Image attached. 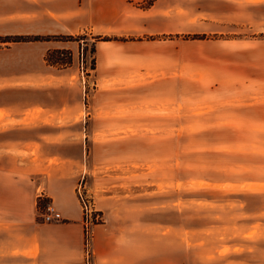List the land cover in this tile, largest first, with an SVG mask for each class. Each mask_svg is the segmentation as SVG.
I'll return each mask as SVG.
<instances>
[{"label":"crops","instance_id":"1","mask_svg":"<svg viewBox=\"0 0 264 264\" xmlns=\"http://www.w3.org/2000/svg\"><path fill=\"white\" fill-rule=\"evenodd\" d=\"M196 1L203 17L205 10ZM210 1L207 17L238 24L245 23L249 5L264 3ZM188 3L155 0L141 9L128 0H27L18 10L0 6V36L188 33ZM192 42L98 41L88 85L77 41L0 43V264L85 263L78 179L104 163L87 164L86 141L89 154L92 148L96 153L102 140L124 136L125 123L141 121L138 101L165 98L172 94L171 86H188ZM52 49H69L72 64L58 68L47 63L45 54ZM86 85L94 87L86 93ZM38 197L48 200L58 219H42ZM93 199L94 210L103 216L92 228L93 264H187L182 248L178 252L157 243L153 213L146 222L108 198L100 200V208Z\"/></svg>","mask_w":264,"mask_h":264},{"label":"rangeland","instance_id":"2","mask_svg":"<svg viewBox=\"0 0 264 264\" xmlns=\"http://www.w3.org/2000/svg\"><path fill=\"white\" fill-rule=\"evenodd\" d=\"M26 2L0 0V6L18 10ZM196 2L203 17L189 0V32L180 37L116 36L193 41L188 86L138 101L141 121L125 123L124 136L102 140L96 153L89 154L86 141L87 164L104 163L78 183L86 184L98 208L108 198L146 222L153 213L157 243L182 248L187 264H264V3L249 5L238 24L207 17L210 0ZM224 8L221 3L220 15ZM194 34L204 38L181 37ZM95 36L109 35L86 34L80 49L85 83L95 68ZM87 85L86 93L94 87Z\"/></svg>","mask_w":264,"mask_h":264},{"label":"trees","instance_id":"3","mask_svg":"<svg viewBox=\"0 0 264 264\" xmlns=\"http://www.w3.org/2000/svg\"><path fill=\"white\" fill-rule=\"evenodd\" d=\"M133 1V0H129ZM143 2V4H138L142 9H147L151 7L155 0H137ZM163 37L166 38H175L180 37L178 34H168L163 35ZM185 39L191 38V39H203V35H185L181 36ZM155 39V38H151ZM48 40H61V41H77L80 44V49H84V47L87 45L85 40H87L85 33H80L76 35H52V36H42V35H14V36H5L0 37V41L2 42H20V41H48ZM108 40H119L116 36H95L94 41L91 44L90 51L94 53L95 51V43L97 41H108ZM83 43V44H82ZM45 60L47 63L54 65L58 68H66L69 67L72 64V53L69 49H52L47 51L45 54ZM48 200L42 197L37 198V208L39 211L43 212ZM97 213L102 217L100 220L95 221L94 225L100 224L103 222V216L100 211H97Z\"/></svg>","mask_w":264,"mask_h":264},{"label":"built area","instance_id":"4","mask_svg":"<svg viewBox=\"0 0 264 264\" xmlns=\"http://www.w3.org/2000/svg\"><path fill=\"white\" fill-rule=\"evenodd\" d=\"M77 196L81 203L83 210V222H84V235H85V249L87 256L84 264H93L91 260V239L92 228L94 222L100 220L102 217L94 210L93 194L85 183L79 182L77 186ZM59 218V214L53 210L49 203H47L44 211L42 212V219L50 222Z\"/></svg>","mask_w":264,"mask_h":264}]
</instances>
